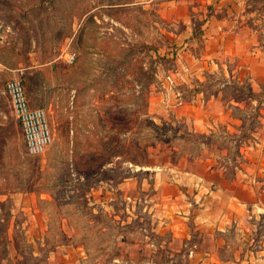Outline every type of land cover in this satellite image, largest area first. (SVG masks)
I'll return each instance as SVG.
<instances>
[{
  "label": "rangeland",
  "instance_id": "obj_1",
  "mask_svg": "<svg viewBox=\"0 0 264 264\" xmlns=\"http://www.w3.org/2000/svg\"><path fill=\"white\" fill-rule=\"evenodd\" d=\"M148 1L0 0V264H195L202 236L174 235L157 205L181 189L165 167L207 152L240 160L258 108L233 110L250 119L240 136H212L191 130L179 102L260 97L247 78L232 89L219 86L231 75L188 74L185 28ZM12 78L47 111L53 137L39 155L26 152ZM227 238L216 256H231Z\"/></svg>",
  "mask_w": 264,
  "mask_h": 264
},
{
  "label": "crops",
  "instance_id": "obj_2",
  "mask_svg": "<svg viewBox=\"0 0 264 264\" xmlns=\"http://www.w3.org/2000/svg\"><path fill=\"white\" fill-rule=\"evenodd\" d=\"M148 2L185 28L180 35H185L181 56L188 74L231 75L219 86L232 89L242 88L247 78L246 88L260 97L225 100L212 93L179 102L182 106L176 114L191 130L204 135L213 136L216 127L226 126L227 135L240 136L241 126L250 119L236 116L233 110H249V101L258 108L256 116L249 115L258 126L247 131L249 139L240 147L238 161L228 159L219 164V152H207L165 167L172 172L167 184L181 187L178 194L166 189L162 198L158 197L165 227L174 235L199 232L205 246L200 243L190 248V256L196 255L195 264H264V0ZM202 20L205 22L199 25ZM198 44L202 46L197 48ZM225 236L229 258L214 253ZM200 250L204 255L198 253Z\"/></svg>",
  "mask_w": 264,
  "mask_h": 264
},
{
  "label": "built area",
  "instance_id": "obj_3",
  "mask_svg": "<svg viewBox=\"0 0 264 264\" xmlns=\"http://www.w3.org/2000/svg\"><path fill=\"white\" fill-rule=\"evenodd\" d=\"M4 39V33L0 29V47ZM75 59L76 52H69L67 61L73 63ZM5 91L11 99L13 111L20 122L26 152L31 156L41 154L53 137L46 109L30 105L23 81L18 78L9 79L6 82Z\"/></svg>",
  "mask_w": 264,
  "mask_h": 264
},
{
  "label": "trees",
  "instance_id": "obj_4",
  "mask_svg": "<svg viewBox=\"0 0 264 264\" xmlns=\"http://www.w3.org/2000/svg\"><path fill=\"white\" fill-rule=\"evenodd\" d=\"M205 22V20H202L199 22V25L203 24ZM24 84V83H23ZM25 86V85H24Z\"/></svg>",
  "mask_w": 264,
  "mask_h": 264
}]
</instances>
